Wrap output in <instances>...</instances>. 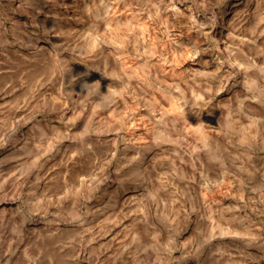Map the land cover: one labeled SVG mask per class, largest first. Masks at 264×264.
<instances>
[{"label":"rangeland","instance_id":"obj_1","mask_svg":"<svg viewBox=\"0 0 264 264\" xmlns=\"http://www.w3.org/2000/svg\"><path fill=\"white\" fill-rule=\"evenodd\" d=\"M0 264H264V0H0Z\"/></svg>","mask_w":264,"mask_h":264}]
</instances>
